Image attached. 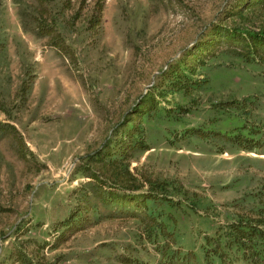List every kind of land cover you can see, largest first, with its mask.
<instances>
[{"label":"rangeland","instance_id":"rangeland-1","mask_svg":"<svg viewBox=\"0 0 264 264\" xmlns=\"http://www.w3.org/2000/svg\"><path fill=\"white\" fill-rule=\"evenodd\" d=\"M0 264H264V0H0Z\"/></svg>","mask_w":264,"mask_h":264}]
</instances>
